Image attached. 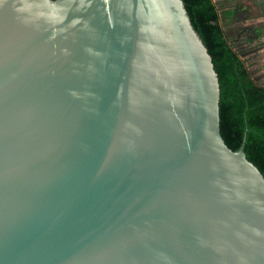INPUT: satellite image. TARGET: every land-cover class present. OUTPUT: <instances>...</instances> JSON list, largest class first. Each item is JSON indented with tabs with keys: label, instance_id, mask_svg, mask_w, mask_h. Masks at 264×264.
Here are the masks:
<instances>
[{
	"label": "water",
	"instance_id": "1",
	"mask_svg": "<svg viewBox=\"0 0 264 264\" xmlns=\"http://www.w3.org/2000/svg\"><path fill=\"white\" fill-rule=\"evenodd\" d=\"M219 94L182 0H0V264H264Z\"/></svg>",
	"mask_w": 264,
	"mask_h": 264
},
{
	"label": "trees",
	"instance_id": "2",
	"mask_svg": "<svg viewBox=\"0 0 264 264\" xmlns=\"http://www.w3.org/2000/svg\"><path fill=\"white\" fill-rule=\"evenodd\" d=\"M182 2L218 77L220 135L232 151H237L244 141L247 160L264 177V86L252 80L238 53L228 43L212 0Z\"/></svg>",
	"mask_w": 264,
	"mask_h": 264
},
{
	"label": "rangeland",
	"instance_id": "3",
	"mask_svg": "<svg viewBox=\"0 0 264 264\" xmlns=\"http://www.w3.org/2000/svg\"><path fill=\"white\" fill-rule=\"evenodd\" d=\"M223 34L252 80L264 86V0H213ZM228 11L232 13L224 15Z\"/></svg>",
	"mask_w": 264,
	"mask_h": 264
},
{
	"label": "built area",
	"instance_id": "4",
	"mask_svg": "<svg viewBox=\"0 0 264 264\" xmlns=\"http://www.w3.org/2000/svg\"><path fill=\"white\" fill-rule=\"evenodd\" d=\"M212 2H213V0H212Z\"/></svg>",
	"mask_w": 264,
	"mask_h": 264
}]
</instances>
